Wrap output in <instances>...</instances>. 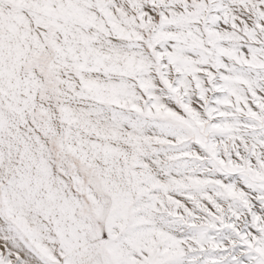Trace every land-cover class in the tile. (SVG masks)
I'll list each match as a JSON object with an SVG mask.
<instances>
[{"label": "snow or ice", "instance_id": "1", "mask_svg": "<svg viewBox=\"0 0 264 264\" xmlns=\"http://www.w3.org/2000/svg\"><path fill=\"white\" fill-rule=\"evenodd\" d=\"M0 264H264V0H0Z\"/></svg>", "mask_w": 264, "mask_h": 264}]
</instances>
